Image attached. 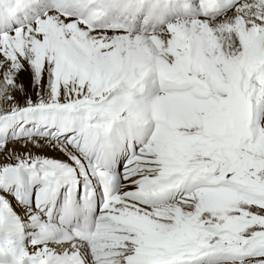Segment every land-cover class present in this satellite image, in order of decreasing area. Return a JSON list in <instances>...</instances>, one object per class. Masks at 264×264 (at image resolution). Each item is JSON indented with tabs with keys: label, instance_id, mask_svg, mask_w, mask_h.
Returning <instances> with one entry per match:
<instances>
[{
	"label": "snow or ice",
	"instance_id": "obj_1",
	"mask_svg": "<svg viewBox=\"0 0 264 264\" xmlns=\"http://www.w3.org/2000/svg\"><path fill=\"white\" fill-rule=\"evenodd\" d=\"M0 264H264V0H0Z\"/></svg>",
	"mask_w": 264,
	"mask_h": 264
}]
</instances>
